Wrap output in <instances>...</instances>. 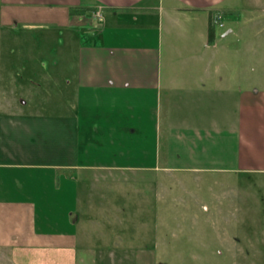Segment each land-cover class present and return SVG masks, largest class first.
I'll list each match as a JSON object with an SVG mask.
<instances>
[{
	"label": "crops",
	"instance_id": "1",
	"mask_svg": "<svg viewBox=\"0 0 264 264\" xmlns=\"http://www.w3.org/2000/svg\"><path fill=\"white\" fill-rule=\"evenodd\" d=\"M235 7L0 0V153L12 133L39 130L48 103L64 156L0 160V249L12 264H163L174 206L176 219L200 210L216 227L233 177L264 174V89L248 88L249 21ZM216 10L225 26L209 42ZM154 86L164 95L143 104Z\"/></svg>",
	"mask_w": 264,
	"mask_h": 264
},
{
	"label": "rangeland",
	"instance_id": "2",
	"mask_svg": "<svg viewBox=\"0 0 264 264\" xmlns=\"http://www.w3.org/2000/svg\"><path fill=\"white\" fill-rule=\"evenodd\" d=\"M235 1L234 13L243 17V22L249 21L248 33L242 40V44L247 45L244 48L243 58L249 63L248 88L250 91H253V88L261 91L262 88L264 89V0ZM216 11L223 23L222 26L214 24L218 34L224 28L225 20L224 13L221 10ZM252 17L258 19L248 20ZM229 39L235 42L236 37ZM251 93L254 95L253 92ZM154 95H164L163 88L160 87L159 92V86H154L152 90L144 92L143 97H140L142 103H150ZM46 105L41 108L39 115L34 116L32 123L39 130L12 133L14 146L6 147L9 153L6 155L0 153V160L53 163L64 159L63 155L56 153L59 140L63 143V138L59 139L58 133L51 131L52 127H50V124H59L61 118L56 120L50 116L48 103ZM159 111H162V108L160 110L158 108V113ZM162 117L161 112L160 119ZM158 150L162 149L158 148ZM16 172L17 170L14 169L13 173ZM176 194V191L171 190L169 201L176 197ZM229 195L231 201L227 199L226 204L222 206V212L213 216V219L217 220L216 227L210 226L209 212L200 210L194 214L189 213L194 215L190 216V219H176L177 212L173 210L177 206H174L170 211V220L160 230L162 236L169 242L166 254L168 258L160 262L163 264H264V174L234 176L233 191ZM211 198L209 193L203 192L200 202L211 204ZM221 199L225 201V198L221 197ZM192 202V205H196ZM193 221L195 222L192 223ZM189 223L193 225L189 226ZM180 251L184 253L182 257H179ZM0 264H12L6 249H0Z\"/></svg>",
	"mask_w": 264,
	"mask_h": 264
},
{
	"label": "trees",
	"instance_id": "3",
	"mask_svg": "<svg viewBox=\"0 0 264 264\" xmlns=\"http://www.w3.org/2000/svg\"><path fill=\"white\" fill-rule=\"evenodd\" d=\"M79 10H84V8H81V7H73V6L69 8L70 13H74V12L79 11ZM210 19H211V17H210ZM215 29H216L215 28V25H213L211 23V20H209L208 34H207V38H208V41L209 42L212 41L213 38H214Z\"/></svg>",
	"mask_w": 264,
	"mask_h": 264
},
{
	"label": "built area",
	"instance_id": "4",
	"mask_svg": "<svg viewBox=\"0 0 264 264\" xmlns=\"http://www.w3.org/2000/svg\"><path fill=\"white\" fill-rule=\"evenodd\" d=\"M211 23L214 24H218L219 26H222L223 23L220 21V15L217 13V11H215L214 13H212L211 15Z\"/></svg>",
	"mask_w": 264,
	"mask_h": 264
}]
</instances>
